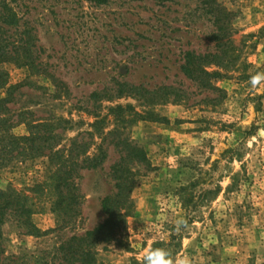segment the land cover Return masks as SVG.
<instances>
[{"label":"rangeland","instance_id":"374dc122","mask_svg":"<svg viewBox=\"0 0 264 264\" xmlns=\"http://www.w3.org/2000/svg\"><path fill=\"white\" fill-rule=\"evenodd\" d=\"M205 1L0 0V19L12 13L18 20H0V39L29 36L36 66L31 73L0 66L11 85L28 81L11 106L16 114L76 123L64 145L100 120V129H116L142 150L143 159L129 164L136 182L126 217L115 239L98 244L99 264H143L145 251L159 244L189 264H264V0H216L230 14L231 41L227 65L208 67L219 73L216 101L181 72L186 52L215 51L220 8ZM113 140L105 142L102 165L77 180L80 217L62 226L53 196L35 198L39 232L9 214L0 264H58L63 242L104 221L101 201L115 192L110 171L123 154ZM47 167L46 158L12 161L0 168V189L43 183Z\"/></svg>","mask_w":264,"mask_h":264},{"label":"trees","instance_id":"16d2710c","mask_svg":"<svg viewBox=\"0 0 264 264\" xmlns=\"http://www.w3.org/2000/svg\"><path fill=\"white\" fill-rule=\"evenodd\" d=\"M87 1L95 5H105L110 0ZM160 1L172 2L173 0ZM205 3L211 8H220L216 0H206ZM218 14L216 22L219 27L213 36L215 51L206 54L186 52L181 65V72L187 79L192 80L208 93L217 95L212 101L221 97L222 90L213 85V79L219 73L208 71V67L226 66L224 56L231 46V41L226 38L228 27H230L228 24L230 14L221 8ZM1 19L5 23H7L6 19H9V23L12 24H17L18 21L12 13L9 17L2 16ZM6 63H13L31 73V69L36 66L31 60L29 36L10 42L0 39V66ZM51 78L53 79L52 76ZM27 82L11 85L9 74L0 69V91L5 92V98L0 101V168L6 167L12 161L24 162L46 158L47 173L43 183L36 184L25 191H18L12 187L0 189V237L2 225L9 214H14L28 232H39L32 222V215L36 205L35 198L40 199L45 194L53 196L51 210L57 218L61 219L62 226L80 217L83 196L77 180L82 171L94 170L102 165L107 157L105 142L113 137L116 142L113 140L112 144L117 148L120 147L123 154L110 171L111 178L115 182V192L105 196L101 201V210L105 219L97 227L81 235L71 236L58 249L60 255L58 264H99L96 250L98 244L115 239L117 237L115 231L119 229L120 224H123L126 217L124 211L136 182V174L132 172L129 164H135L143 159L142 150L128 139L121 137L118 130L105 132V129H100V120L88 124L90 129L88 132L79 133L75 138L70 139L68 145H64L63 134L74 129L77 126L76 123L61 117L35 118L32 111L16 114L17 112L12 108L21 88L28 86ZM135 89L136 92L140 91V88ZM101 95L102 93H95L92 98L97 99ZM20 125L26 128V133L22 136L13 133L14 129ZM96 138L101 139L99 145L95 142ZM93 146H97V153L89 154ZM155 247H160V244Z\"/></svg>","mask_w":264,"mask_h":264},{"label":"clouds","instance_id":"9594fccd","mask_svg":"<svg viewBox=\"0 0 264 264\" xmlns=\"http://www.w3.org/2000/svg\"><path fill=\"white\" fill-rule=\"evenodd\" d=\"M252 82H256L255 77L252 78ZM184 223L183 219L176 221L178 226ZM143 264H189V261L187 257L176 256L174 258L172 253L166 248L154 247L145 251Z\"/></svg>","mask_w":264,"mask_h":264}]
</instances>
